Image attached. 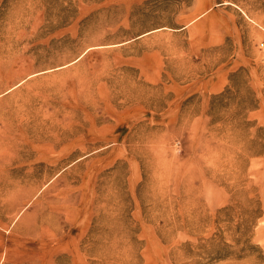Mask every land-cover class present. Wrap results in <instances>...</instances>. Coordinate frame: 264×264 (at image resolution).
<instances>
[{
  "label": "rangeland",
  "instance_id": "obj_1",
  "mask_svg": "<svg viewBox=\"0 0 264 264\" xmlns=\"http://www.w3.org/2000/svg\"><path fill=\"white\" fill-rule=\"evenodd\" d=\"M0 264H264V0H0Z\"/></svg>",
  "mask_w": 264,
  "mask_h": 264
}]
</instances>
